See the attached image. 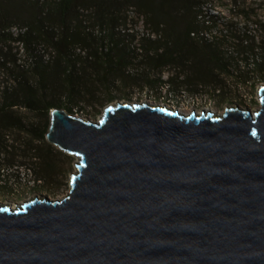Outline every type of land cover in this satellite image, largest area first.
I'll list each match as a JSON object with an SVG mask.
<instances>
[{"label": "water", "instance_id": "obj_1", "mask_svg": "<svg viewBox=\"0 0 264 264\" xmlns=\"http://www.w3.org/2000/svg\"><path fill=\"white\" fill-rule=\"evenodd\" d=\"M257 95L255 111L220 116L50 109L45 140L76 172L61 198L0 205V264H264V85Z\"/></svg>", "mask_w": 264, "mask_h": 264}, {"label": "trees", "instance_id": "obj_2", "mask_svg": "<svg viewBox=\"0 0 264 264\" xmlns=\"http://www.w3.org/2000/svg\"><path fill=\"white\" fill-rule=\"evenodd\" d=\"M204 4L0 0V68H16L15 84L0 85V193L8 189L2 172L13 163L4 154L11 131L33 142L26 147L34 178L49 186L56 181L58 151L45 143L52 108L73 114L81 102L97 100L100 90L111 99V89L121 86L149 88L157 98L165 86L172 98L180 90L216 86L222 96L225 79L243 85L264 80V40L246 39L207 14ZM140 22L153 38L140 34ZM12 42L22 46L21 60L10 53ZM164 69L171 71L166 78Z\"/></svg>", "mask_w": 264, "mask_h": 264}, {"label": "rangeland", "instance_id": "obj_3", "mask_svg": "<svg viewBox=\"0 0 264 264\" xmlns=\"http://www.w3.org/2000/svg\"><path fill=\"white\" fill-rule=\"evenodd\" d=\"M204 6L205 11L211 17L217 18L219 22L224 24L232 25L236 31H239L238 33H243L242 36L246 39L253 36L257 42L264 40V31L261 28V24L264 23V0H205ZM21 50L22 46L19 43H11L10 53L19 57L20 60L24 56ZM15 71V66L7 69L0 68V85L12 87L16 82L13 76ZM170 73L169 69H164L161 74L163 78H166ZM261 85H264V80L256 81L254 84L243 85L242 83H235L231 79H225L222 96H217L220 88L202 86L199 87L197 92L193 93L187 90H180L173 98L166 91V86L164 88L161 87L159 98L155 97L154 93L145 87L135 85L126 88L121 86L118 89L114 87L110 91L111 99H108L109 93L107 94V92L100 90L97 100L81 102V110H77L72 115L94 122L100 117L104 107L118 101L166 103L184 110L187 114L193 110L196 112L205 110V112L210 111L214 115L220 116L226 107L250 109L253 112L259 106L257 88ZM25 114L28 117L30 116L27 113ZM6 135L8 147L4 154L12 159L13 163L2 172L8 189L0 193V205H14L16 207L33 197L58 199L66 195L69 189L70 175L76 172L74 164L77 157L60 151L45 140V143L49 144L55 151H58L54 153L58 168L55 177L56 181L49 186L41 180H36L32 171L28 170L32 166L33 154H31L30 148H27L26 145L27 143L33 144V142L28 141L27 135L21 131H11Z\"/></svg>", "mask_w": 264, "mask_h": 264}, {"label": "built area", "instance_id": "obj_4", "mask_svg": "<svg viewBox=\"0 0 264 264\" xmlns=\"http://www.w3.org/2000/svg\"><path fill=\"white\" fill-rule=\"evenodd\" d=\"M204 8V10H205V6L203 7ZM206 12V11H205ZM207 13V12H206ZM208 14V13H207ZM210 15V14H209ZM139 30H140V34H144L145 36H149V37H151V38H153L154 37V33H152V32H149L148 30H143L142 29V24H141V22H140V25L137 27Z\"/></svg>", "mask_w": 264, "mask_h": 264}, {"label": "bare ground", "instance_id": "obj_5", "mask_svg": "<svg viewBox=\"0 0 264 264\" xmlns=\"http://www.w3.org/2000/svg\"><path fill=\"white\" fill-rule=\"evenodd\" d=\"M143 102H146V101H143ZM113 104H115V103H113ZM113 104H112V105H113ZM181 112H183L184 114H187L184 110H181ZM203 112H205V111H203ZM209 112H210V111H209ZM188 114H189V113H188ZM11 207L14 208V205H11Z\"/></svg>", "mask_w": 264, "mask_h": 264}]
</instances>
